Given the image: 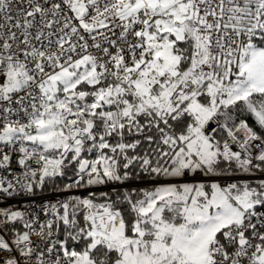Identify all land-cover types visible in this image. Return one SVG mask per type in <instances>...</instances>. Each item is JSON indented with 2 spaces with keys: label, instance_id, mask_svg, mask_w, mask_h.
<instances>
[{
  "label": "snow or ice",
  "instance_id": "obj_1",
  "mask_svg": "<svg viewBox=\"0 0 264 264\" xmlns=\"http://www.w3.org/2000/svg\"><path fill=\"white\" fill-rule=\"evenodd\" d=\"M21 195L0 264H264V0H0Z\"/></svg>",
  "mask_w": 264,
  "mask_h": 264
},
{
  "label": "built area",
  "instance_id": "obj_2",
  "mask_svg": "<svg viewBox=\"0 0 264 264\" xmlns=\"http://www.w3.org/2000/svg\"><path fill=\"white\" fill-rule=\"evenodd\" d=\"M77 194L84 195L86 192H78ZM40 197H27V196H15L10 198H3L0 197V207H8L13 209H25L32 207V201L33 200H39ZM41 219H43V216H41Z\"/></svg>",
  "mask_w": 264,
  "mask_h": 264
}]
</instances>
